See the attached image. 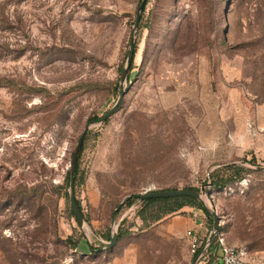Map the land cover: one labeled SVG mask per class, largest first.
<instances>
[{"label": "rangeland", "instance_id": "374dc122", "mask_svg": "<svg viewBox=\"0 0 264 264\" xmlns=\"http://www.w3.org/2000/svg\"><path fill=\"white\" fill-rule=\"evenodd\" d=\"M140 2L0 0V264H192L178 224L209 234L212 216L159 203L143 227L129 197L182 188L264 262V0H147L125 96L92 122L119 98ZM87 126L81 225L65 178Z\"/></svg>", "mask_w": 264, "mask_h": 264}, {"label": "water", "instance_id": "95a60500", "mask_svg": "<svg viewBox=\"0 0 264 264\" xmlns=\"http://www.w3.org/2000/svg\"><path fill=\"white\" fill-rule=\"evenodd\" d=\"M146 2H147V0H141L139 7H138L136 21H135L134 29H133L132 35H131L130 49L128 52L127 62H126V65L123 69V73H122V77H121L122 83L120 86L119 98H118L117 102L115 103V105L101 117L100 122L106 121L118 109L123 97L125 96V89H124L123 83L127 79V76H128L129 70H130V66H131V63H132L134 55H135V51H134L135 32L139 26L140 19H141V13H142L145 5H146ZM88 132H89V126H87L84 129V131L82 132V134L78 140V143H77V146H76V149L74 151L73 158H72L71 168H70L71 201H72V206H73L74 211H75V215L78 219V222L81 225H83V223H84V216H83V213H82V211L79 208V205L77 203L74 188H75L76 164H77L79 153L82 149L83 141H84ZM173 196H191V197L198 199V200L203 202L202 193L200 191H196V190H192V189H185V188L160 190V191H147L145 193H134V194L129 195L130 198H139L141 200L147 199V198L173 197ZM120 207H121V204L115 210V212L113 214V220L115 219L116 211ZM204 207L206 208L205 204H204ZM208 212H209L210 216H212V218H213V227L210 230V233L208 235V239H207L205 246L203 247L201 253H203L206 249H208V247L213 243V241H214V239L218 233L219 225H220V217L217 215V213L214 211H209V210H208ZM118 238H119V229H118V231L114 232L111 235L110 241L107 242V247H109V248L114 247ZM197 262H198V257H196L193 260L192 264H197Z\"/></svg>", "mask_w": 264, "mask_h": 264}, {"label": "built area", "instance_id": "2783aa9c", "mask_svg": "<svg viewBox=\"0 0 264 264\" xmlns=\"http://www.w3.org/2000/svg\"><path fill=\"white\" fill-rule=\"evenodd\" d=\"M208 235L209 234H202L196 228H189L185 231V237L188 240L191 253L195 254L198 252L196 256L198 257L197 264H203L207 256L213 252V246L215 252H220L222 264H264V262L250 260L248 252L245 249L238 248L228 243L224 233L220 231V229L218 230L213 243L208 247V249L201 253L208 239Z\"/></svg>", "mask_w": 264, "mask_h": 264}, {"label": "trees", "instance_id": "16d2710c", "mask_svg": "<svg viewBox=\"0 0 264 264\" xmlns=\"http://www.w3.org/2000/svg\"><path fill=\"white\" fill-rule=\"evenodd\" d=\"M147 3V2H146ZM146 6V5H145ZM145 8V7H144ZM141 21V19H140ZM140 24V23H139ZM134 51L136 53V44L134 42ZM134 59H135V55H134V58H133V61L131 63V66H130V70L133 68L134 66ZM101 120V117H95L93 118L92 122H98ZM87 136V135H86ZM86 138V137H85ZM85 141V139H84ZM84 141H83V145H82V149H81V152L83 150V147H84ZM74 155V153H73ZM79 158V156H78ZM78 174H79V164H78V160H77V164H76V176H75V183L77 181V177H78ZM65 181L66 183H70V169L68 170L67 172V175H66V178H65ZM216 186H221V184H219L218 182H213ZM224 185V184H222ZM62 187V186H60ZM189 189H192V190H196V191H199L197 188H189ZM77 200V198H76ZM77 203L79 205V208L81 209V204L80 202L77 200ZM142 210L140 212V217L141 219L143 220L144 222V225L143 227H147L149 226L150 222H148V219L146 216H144L143 214L145 213L144 212V209L150 207V206H153L155 204H159V203H168V207L165 208V211L166 213H173V212H176V211H179L181 210L182 208H184L185 206L191 204L192 206L198 208V209H201L202 211L205 212V214L208 216L209 213H208V210L198 201V199H195L191 196H173V197H156V198H147V199H143L142 200ZM171 203V204H169ZM196 205V206H195ZM73 211H74V208H73ZM82 211V209H81ZM83 213V212H82ZM74 214H75V211H74ZM162 216H157L154 218V220H159L161 219ZM210 219V218H209ZM123 223L121 224L120 228H119V238L125 236L127 233H128V230H124L123 228ZM220 229V228H219ZM221 231V229H220ZM111 239V234H109L107 236V240H110ZM64 242L67 244V245H70L72 242H73V239L71 236L67 237ZM72 245V244H71ZM77 246V243L76 242H73V247H76ZM198 252L193 254V259L196 258Z\"/></svg>", "mask_w": 264, "mask_h": 264}, {"label": "crops", "instance_id": "0c3cea01", "mask_svg": "<svg viewBox=\"0 0 264 264\" xmlns=\"http://www.w3.org/2000/svg\"><path fill=\"white\" fill-rule=\"evenodd\" d=\"M179 232H185L189 228H196L202 234H207L208 230L204 226V223L198 217H194L192 214L188 216H184L183 219L178 224ZM185 230V231H184ZM212 253H210L203 264H222L220 259V252L214 251L212 249Z\"/></svg>", "mask_w": 264, "mask_h": 264}]
</instances>
